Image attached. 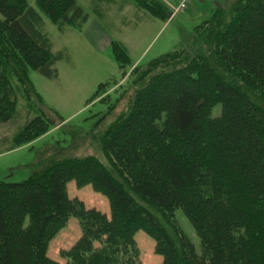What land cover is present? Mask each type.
I'll use <instances>...</instances> for the list:
<instances>
[{"label": "trees", "instance_id": "16d2710c", "mask_svg": "<svg viewBox=\"0 0 264 264\" xmlns=\"http://www.w3.org/2000/svg\"><path fill=\"white\" fill-rule=\"evenodd\" d=\"M128 1L162 21L171 13L160 0ZM36 6L59 31L88 21L74 0ZM40 25L26 0H0V124L16 113L13 78L27 98V70L53 80L56 63L67 60L52 52ZM110 54L124 75L131 66L125 48L113 41ZM137 67L130 108L103 135L108 167L93 156L69 158L22 182L0 180V264H61L47 250L71 218L81 235L60 253L65 264H142L139 230L153 239L162 264H264V0L214 4L185 47ZM48 126L36 116L14 143L34 140ZM69 182L103 195L110 217L69 198ZM177 210L199 252L174 220Z\"/></svg>", "mask_w": 264, "mask_h": 264}, {"label": "rangeland", "instance_id": "374dc122", "mask_svg": "<svg viewBox=\"0 0 264 264\" xmlns=\"http://www.w3.org/2000/svg\"><path fill=\"white\" fill-rule=\"evenodd\" d=\"M26 1L41 17V31L49 38L53 51L62 50L67 60L56 63L57 78L53 80L34 70H27L28 80L33 87L27 98L23 87L15 78L12 79L18 97L16 113L9 122L0 124V180L12 183L22 182L49 163L63 159L93 156L108 167L102 149L103 135L130 108L138 88L132 85L136 75H133L134 68L138 66L136 70L139 72L154 58L185 47L193 28L210 17L214 4L227 7L238 0H201L202 4L196 8L190 3L186 10L163 21L143 10L132 16L128 12V25L118 26V29L108 23L115 13L114 7H111V13L104 16L101 13L102 16L98 17L100 14L93 9L89 0H74L91 18L98 17L112 39L127 49L131 66L123 69L124 75L112 59L109 48L96 50L82 35L60 32L38 9L36 0ZM197 1L193 3H199ZM129 3L138 7L133 2ZM116 14L119 17L122 15ZM147 27L148 31L144 32ZM101 83L105 85L90 100ZM219 112L220 106H217L212 115L215 117ZM38 115L49 121L47 131L24 144L14 143L26 123ZM67 194L71 199L82 201L86 208L96 209L110 217L107 199L94 192L90 185L78 188L74 182H69ZM148 208L155 215L163 216L161 212ZM174 220L199 252V240L180 210L175 211ZM80 235L77 219L71 218L67 226L50 241L47 256L65 264L60 253L68 251ZM134 240L142 264H162V257L155 253V244L150 236L139 230Z\"/></svg>", "mask_w": 264, "mask_h": 264}, {"label": "crops", "instance_id": "0c3cea01", "mask_svg": "<svg viewBox=\"0 0 264 264\" xmlns=\"http://www.w3.org/2000/svg\"><path fill=\"white\" fill-rule=\"evenodd\" d=\"M161 1L166 3L167 7L170 10L172 9L173 6L176 5V0H161ZM197 2H199V3H193V1H192L191 2L192 6H194L196 8L197 5L202 4L201 0H198ZM89 3H90V5H92L93 9H95L97 14L98 13L100 14L98 17H101L102 14L104 16L107 13H111L112 12L111 7H114L115 13L111 15V18H109L110 22H108V23L114 25V27L116 29H118V26L122 27V25L123 26L128 25V23H129V21L127 20L128 12H130L131 16H132L134 13L138 14L139 12H142V10H143L140 7H134V5H132V3H129L128 0H89ZM143 11H145V10H143ZM145 12H147V11H145ZM116 13H120L122 15L119 17V14L117 15ZM98 17L91 18L88 14V21L82 27L81 30L77 31L74 28L66 27V28H64L63 31H60V32H63L64 34H72V32H76V33L82 35L85 38V40L96 50H103L105 48H109V50H110V45L115 40L112 39V36L110 35L109 31L101 25ZM148 23L150 24L151 22L148 20ZM148 29H149V27L144 28V32L145 31L147 32ZM115 42H118V41H115ZM118 43L120 44V42H118ZM121 45H122V43H121ZM51 48H52V52H54L52 44H51ZM125 50H127V49H125ZM59 51H62V50H59ZM59 51H57V52H59ZM127 54H128V52H127Z\"/></svg>", "mask_w": 264, "mask_h": 264}, {"label": "built area", "instance_id": "2783aa9c", "mask_svg": "<svg viewBox=\"0 0 264 264\" xmlns=\"http://www.w3.org/2000/svg\"><path fill=\"white\" fill-rule=\"evenodd\" d=\"M194 0H176V5L172 7L171 17L181 11L186 10L187 6ZM164 3V2H163ZM166 4V3H165ZM170 17V18H171Z\"/></svg>", "mask_w": 264, "mask_h": 264}]
</instances>
